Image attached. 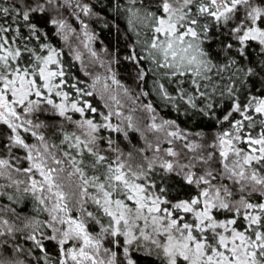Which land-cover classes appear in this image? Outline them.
<instances>
[{
	"label": "snow or ice",
	"instance_id": "6c2138e0",
	"mask_svg": "<svg viewBox=\"0 0 264 264\" xmlns=\"http://www.w3.org/2000/svg\"><path fill=\"white\" fill-rule=\"evenodd\" d=\"M0 264H264V0H0Z\"/></svg>",
	"mask_w": 264,
	"mask_h": 264
}]
</instances>
